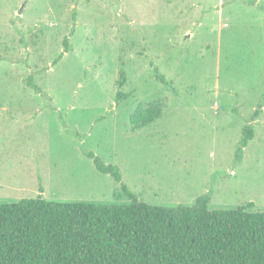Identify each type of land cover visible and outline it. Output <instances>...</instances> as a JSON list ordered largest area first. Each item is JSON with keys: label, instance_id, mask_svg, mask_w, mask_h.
Segmentation results:
<instances>
[{"label": "rangeland", "instance_id": "rangeland-1", "mask_svg": "<svg viewBox=\"0 0 264 264\" xmlns=\"http://www.w3.org/2000/svg\"><path fill=\"white\" fill-rule=\"evenodd\" d=\"M141 104L162 112L136 128ZM123 185L264 211V0H0V203L129 204Z\"/></svg>", "mask_w": 264, "mask_h": 264}, {"label": "trees", "instance_id": "trees-1", "mask_svg": "<svg viewBox=\"0 0 264 264\" xmlns=\"http://www.w3.org/2000/svg\"><path fill=\"white\" fill-rule=\"evenodd\" d=\"M64 43L65 51L72 48L69 39ZM155 72L167 82L158 68ZM32 80L28 84L39 91ZM126 82L122 71L118 84ZM161 112L160 105L141 104L131 120L136 128L145 127ZM250 129L244 130L243 146L254 136ZM85 153L101 172L123 180L118 165ZM123 189L129 204L42 197L0 203V264H264V211H251L253 202L211 210L205 195L191 206L167 207L138 200L126 185Z\"/></svg>", "mask_w": 264, "mask_h": 264}]
</instances>
